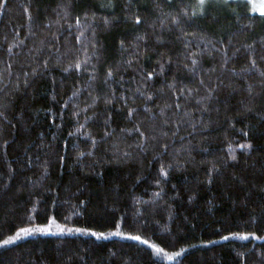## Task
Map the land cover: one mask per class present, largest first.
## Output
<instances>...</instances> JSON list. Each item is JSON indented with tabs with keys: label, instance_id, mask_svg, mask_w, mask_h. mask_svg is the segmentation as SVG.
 Here are the masks:
<instances>
[{
	"label": "trees",
	"instance_id": "1",
	"mask_svg": "<svg viewBox=\"0 0 264 264\" xmlns=\"http://www.w3.org/2000/svg\"><path fill=\"white\" fill-rule=\"evenodd\" d=\"M0 264H264V12L0 0Z\"/></svg>",
	"mask_w": 264,
	"mask_h": 264
},
{
	"label": "rangeland",
	"instance_id": "2",
	"mask_svg": "<svg viewBox=\"0 0 264 264\" xmlns=\"http://www.w3.org/2000/svg\"><path fill=\"white\" fill-rule=\"evenodd\" d=\"M252 8L259 12H264V0H248Z\"/></svg>",
	"mask_w": 264,
	"mask_h": 264
},
{
	"label": "snow or ice",
	"instance_id": "3",
	"mask_svg": "<svg viewBox=\"0 0 264 264\" xmlns=\"http://www.w3.org/2000/svg\"><path fill=\"white\" fill-rule=\"evenodd\" d=\"M199 2L203 5L205 3V0H199ZM21 232H23L25 235L29 234L27 229H21ZM95 235V233H93ZM19 238V237H17ZM242 239H246V237H241ZM133 239H139L138 237H133ZM224 239H227V237H224ZM5 244L11 243V241H5Z\"/></svg>",
	"mask_w": 264,
	"mask_h": 264
}]
</instances>
